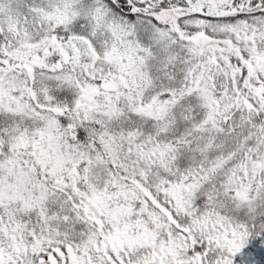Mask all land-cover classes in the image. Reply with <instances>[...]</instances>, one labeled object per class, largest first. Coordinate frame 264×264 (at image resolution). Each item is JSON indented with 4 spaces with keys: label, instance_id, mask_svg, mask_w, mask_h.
Returning <instances> with one entry per match:
<instances>
[{
    "label": "snow or ice",
    "instance_id": "obj_1",
    "mask_svg": "<svg viewBox=\"0 0 264 264\" xmlns=\"http://www.w3.org/2000/svg\"><path fill=\"white\" fill-rule=\"evenodd\" d=\"M0 264H264V0H0Z\"/></svg>",
    "mask_w": 264,
    "mask_h": 264
}]
</instances>
